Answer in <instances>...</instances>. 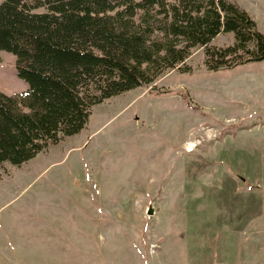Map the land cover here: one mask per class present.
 <instances>
[{"label": "rangeland", "instance_id": "1", "mask_svg": "<svg viewBox=\"0 0 264 264\" xmlns=\"http://www.w3.org/2000/svg\"><path fill=\"white\" fill-rule=\"evenodd\" d=\"M232 1L264 33V0ZM203 55L0 167V264H264V59L210 69ZM16 58L0 51L10 94L30 86Z\"/></svg>", "mask_w": 264, "mask_h": 264}, {"label": "trees", "instance_id": "2", "mask_svg": "<svg viewBox=\"0 0 264 264\" xmlns=\"http://www.w3.org/2000/svg\"><path fill=\"white\" fill-rule=\"evenodd\" d=\"M222 32L233 41L213 43ZM196 47L207 68L232 67L264 59V33L232 0H3L0 51L30 86L0 90V167L79 132L104 99L190 69Z\"/></svg>", "mask_w": 264, "mask_h": 264}, {"label": "water", "instance_id": "3", "mask_svg": "<svg viewBox=\"0 0 264 264\" xmlns=\"http://www.w3.org/2000/svg\"><path fill=\"white\" fill-rule=\"evenodd\" d=\"M150 212V211H149Z\"/></svg>", "mask_w": 264, "mask_h": 264}]
</instances>
